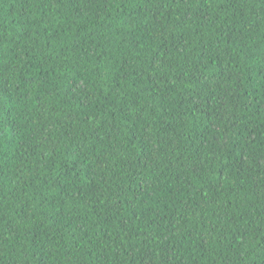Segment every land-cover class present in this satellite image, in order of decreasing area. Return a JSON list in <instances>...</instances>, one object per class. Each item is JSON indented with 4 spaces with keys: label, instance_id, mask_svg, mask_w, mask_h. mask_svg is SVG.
Instances as JSON below:
<instances>
[{
    "label": "trees",
    "instance_id": "obj_1",
    "mask_svg": "<svg viewBox=\"0 0 264 264\" xmlns=\"http://www.w3.org/2000/svg\"><path fill=\"white\" fill-rule=\"evenodd\" d=\"M0 264H264V0H0Z\"/></svg>",
    "mask_w": 264,
    "mask_h": 264
}]
</instances>
